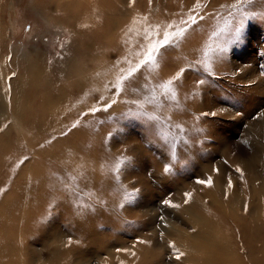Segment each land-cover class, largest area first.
<instances>
[{
	"label": "rangeland",
	"instance_id": "374dc122",
	"mask_svg": "<svg viewBox=\"0 0 264 264\" xmlns=\"http://www.w3.org/2000/svg\"><path fill=\"white\" fill-rule=\"evenodd\" d=\"M208 8L135 40L157 18L126 29L128 13L108 45L94 40L92 63L30 0H0V264H213L189 251L195 240L196 251L232 250L205 226L210 185L264 215V0ZM28 60L47 66L59 125L36 128V111L13 106L11 79Z\"/></svg>",
	"mask_w": 264,
	"mask_h": 264
},
{
	"label": "bare ground",
	"instance_id": "6f19581e",
	"mask_svg": "<svg viewBox=\"0 0 264 264\" xmlns=\"http://www.w3.org/2000/svg\"><path fill=\"white\" fill-rule=\"evenodd\" d=\"M241 1L244 0H211V3H209V0H165L164 3H160L157 0H140L139 7L133 5L128 11L120 5L117 0V3L114 0H30L35 12L52 20L51 22H54L55 26L58 28L61 27L60 29L71 35L70 38L73 42L74 51L78 49L84 51L88 48V58H86L85 61L90 60L88 62L92 63H95V60L98 59L96 58L98 48L93 45L95 44L94 40L99 41L100 47L101 44L105 46L108 45L111 37L116 38V35H120L117 31V27L120 28V26L124 24L121 20L122 16L126 17L128 13L133 20L127 23L126 29L140 25L139 16L142 14L145 16L154 15L157 19L144 21L146 26L134 34H132L134 31L128 30L129 32L122 38L125 41L130 34H132L133 38L129 37V39L135 40L142 34L159 33L168 21L176 20L177 18L179 21L183 18L191 19L200 11H207L209 9L208 6H216L222 9V5H236ZM205 2H207V5H202V3L204 4ZM154 6H156V8L153 13L151 9H153ZM172 9L176 10L174 14L171 12ZM178 13L179 17L177 16ZM94 19L99 25L100 31L98 33L91 27ZM173 30L175 31V29ZM207 33L208 32H206V34ZM73 34H75L77 38H74ZM91 46L94 48V54L91 53L89 49ZM185 47L189 48V46ZM191 50V48L185 50L188 56H191ZM19 59L23 60L25 58ZM28 61H30L29 64L25 63L20 69V72L15 71L16 74L14 78L11 79L12 82L19 81L17 87L12 91L11 99L12 97L20 99V103H13V106L17 113L20 108L28 110L31 108L29 111L31 114H33V111H36L38 113V118L30 119L32 120V124L36 125V128H48L52 125H59L60 111L56 108H50V97L44 94L47 92V89L51 87L49 84L43 82H50L52 79L51 76L46 74L47 66L34 64L32 60ZM84 71L87 74L90 72L95 74L89 67H86ZM28 78L35 82L34 84L31 83L34 88L31 92L32 94H30V92L23 93L26 91L22 83ZM40 103H42V106H40ZM50 109L53 110V112ZM45 117H47L48 120H44ZM214 189L215 185H210L208 188V190L211 191ZM211 191H207L206 194H204L207 196L210 203V205H203L204 207H202L207 218H210V222L207 225L204 223V225L207 230H210V233L213 231L216 236H220L226 243L231 244L232 250L228 247L220 246L218 248L205 247L203 250L199 249V251H196L197 249L195 246L199 245L198 242L200 240H195L190 242L189 245V251L192 252V259L198 257L204 262L217 264L215 262L217 258L232 256V260L228 264H264V215L258 216V213H260L258 210L261 209L255 212L256 207L253 208L250 206L244 208L243 202L240 201L241 199L234 191H222V199L216 197ZM249 197L250 199L248 200L251 202L250 204L258 203L259 199H255L252 194H250ZM196 200L199 202L201 201L200 199ZM226 202L228 206H226ZM235 206L236 209L233 208ZM238 245H240L241 250L245 253L246 261H242L234 256V249ZM191 248L194 249V251H192Z\"/></svg>",
	"mask_w": 264,
	"mask_h": 264
},
{
	"label": "snow or ice",
	"instance_id": "6c2138e0",
	"mask_svg": "<svg viewBox=\"0 0 264 264\" xmlns=\"http://www.w3.org/2000/svg\"><path fill=\"white\" fill-rule=\"evenodd\" d=\"M181 36V32H176L175 33V37H180ZM241 38V35L239 34V32L237 33V35H236V40H235V42L237 41V40H239ZM169 40H170V36H169V34H166L165 35V37H164V44H167V43H169ZM162 46V45H161ZM148 60L150 61L151 60V55H149V57H148ZM171 81H169L167 84H165V85H161V87L162 88H164L165 90H169V86L171 85ZM200 83L202 84V83H204V81L203 80H201L200 81ZM172 99H175V92L173 91L172 92V97H171ZM151 118V117H150ZM125 163V159L123 158V157H121V158H119V161H118V163L116 164V170H119L120 169V166L122 165V164H124ZM169 169H168V167H166V169H165V171H168Z\"/></svg>",
	"mask_w": 264,
	"mask_h": 264
}]
</instances>
